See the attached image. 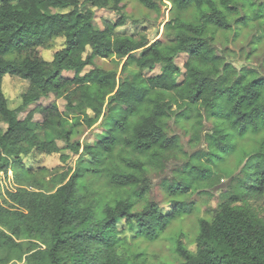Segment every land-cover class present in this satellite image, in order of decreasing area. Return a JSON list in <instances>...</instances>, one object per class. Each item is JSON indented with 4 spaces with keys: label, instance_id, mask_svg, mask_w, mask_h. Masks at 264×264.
I'll list each match as a JSON object with an SVG mask.
<instances>
[{
    "label": "trees",
    "instance_id": "16d2710c",
    "mask_svg": "<svg viewBox=\"0 0 264 264\" xmlns=\"http://www.w3.org/2000/svg\"><path fill=\"white\" fill-rule=\"evenodd\" d=\"M139 1L158 10L156 0ZM242 1L252 10L242 14ZM167 2L170 20L163 35L172 40L149 41L145 34L116 33L126 21L124 0H0V124H6L4 132L0 128V177L9 179L14 170L10 180L15 183L0 202V264H146L126 247L119 223L134 225L136 237L155 241L174 219L193 211V203L179 200L193 185L208 187L210 196L221 179L217 167L236 153V140L247 135L259 141L236 162L237 171L230 174L217 206L208 209V218L199 220L194 251L179 238L175 253L182 264H264V219L249 204L264 201V76L237 68L225 54L229 50L214 43L218 32H229L235 40L263 17V5L252 0ZM87 3L110 9L119 19L96 30L92 10H81ZM50 9L59 12L49 14ZM189 9L196 13L194 20L182 18ZM55 39L64 43L50 62L35 54ZM179 54L188 61L177 83L180 70L174 59ZM100 59L121 64L120 75L133 67L135 79L100 68ZM156 66H161L159 75L144 77ZM65 72L72 77H64ZM6 75L27 82L16 109L9 108L3 92ZM49 96L76 113L72 122L55 103L28 110ZM115 105L124 109L120 119L114 117ZM35 112L42 114V122L33 121ZM19 113L26 114L19 118ZM193 115L199 124L205 116L212 127L203 137L205 148L184 164L183 176L160 183L171 207L164 212L149 197L153 184L147 171L161 169L178 148L167 121H188ZM54 118L65 150L89 157V170H67L47 179L41 175L45 168H24L23 158L34 153H61L60 161L66 162L55 141L38 136L49 131ZM100 120L106 135L98 142L72 140L77 129H91ZM118 148L128 155H116Z\"/></svg>",
    "mask_w": 264,
    "mask_h": 264
},
{
    "label": "rangeland",
    "instance_id": "374dc122",
    "mask_svg": "<svg viewBox=\"0 0 264 264\" xmlns=\"http://www.w3.org/2000/svg\"><path fill=\"white\" fill-rule=\"evenodd\" d=\"M85 0H81L83 2ZM256 5H263L264 0H252ZM158 10H150L144 7L139 0H124L123 14L125 16V24L116 29L118 35L138 36L139 34H145L149 41H155L163 37L165 41H171L169 36L164 37V25L170 20V4L167 0H161V3L157 0ZM242 9L243 12L251 11V6L246 2ZM92 10L93 17L91 25L96 30H103L107 22L115 24L119 19V16L110 9H96L92 8L88 3L81 6V10ZM59 11L50 9L49 14H53ZM196 13L189 9L182 15L185 20H194ZM237 38V39H236ZM232 39L229 32H218L214 38L215 46L221 50L227 48V50H234V52L226 51L225 54H229L230 59L235 62L237 68L248 67L252 69L257 75L264 76V15L257 22H250L249 28L243 29L240 34ZM63 39H55L47 44L46 47H38L35 49V54L44 61L50 62L55 52L59 51L63 47ZM139 56V52L135 53ZM188 61L186 54H179L174 59V64L179 68L180 74L176 76L177 83L183 80L185 73L184 65ZM96 65L104 70H116L120 75L121 64L118 66L109 59H100L96 61ZM89 69V68H87ZM161 73V66H156L153 71H144V77H154ZM136 70L130 67L129 71L121 78L125 80L133 81L135 79ZM66 78H71V72L63 73ZM2 88L7 99V103L10 109H16L21 104V96L27 88V82L16 76H4L2 81ZM55 103L60 112H63L64 119L72 122L76 113L74 111H65V102L63 100H55L53 96L43 98L39 102L32 104L28 107V110H33L37 105L49 106ZM124 109L115 105L113 107L114 117L120 119L123 115ZM26 113H19V118H23ZM42 114L35 112L34 122H42ZM199 117L193 115L188 121H178L174 123V120H168L169 136H177L178 148L170 154L161 169H153L149 167L147 171V177L153 184V189L150 194V199L160 204L164 212L170 210V204L166 197V193L160 189V183L168 180H177L181 175L184 164L190 159L191 155L195 152L203 150L205 143L203 137L208 133V129L212 127V121L202 118L201 124L198 123ZM101 120L91 129H77L76 134L72 140L79 142L81 145H93L106 135V131L100 125ZM0 128L2 132L6 129V124L1 123ZM61 128V127H60ZM58 119H51V127L47 132H39L38 136L43 141H55L57 146L68 156L66 162H61L60 154L52 155H39L30 154L23 158L24 168H31L34 171L38 168H45L47 172H43L41 175L48 179L52 175H58L61 172L67 170L73 172L78 169L80 173L85 170H89L90 158L84 155L79 158L80 155H72L66 149L65 141L58 137L59 132ZM63 128L70 129L69 125ZM259 141V136L247 135L236 140L237 149L236 153L232 156L226 157L221 164L217 167V174L221 175L220 183L215 189L210 190V196H208V187L201 185H193V188L185 194L180 201H184L187 204L193 203L194 208L190 214H186L181 218L174 219L166 228V230L152 242H148L142 238L136 237V228L134 225L126 226L123 222L119 223L118 229L120 237L125 241L126 247L132 254H141L145 259L146 264H182V261L177 257L175 253V244L177 239H181L185 247L189 251H194V239L198 232V222L202 218H208V209L215 208L219 202V198L222 192L226 191L231 176L234 175L236 170V162L243 158L244 153L250 152L254 149ZM65 150V151H64ZM81 152V150H80ZM116 155H128L126 152H121V148H118L115 152ZM118 161V158L116 159ZM144 160V159H142ZM201 162H205V158L201 159ZM148 167V166H147ZM234 172V173H233ZM233 173L231 176L230 174ZM41 176L40 174H38ZM14 176V170L9 173V179L0 177V202L3 199L4 190H12L15 188V183L12 182ZM203 186V187H201ZM107 193V189L104 190ZM115 196V193L109 194ZM118 196V193H117ZM142 204V203H141ZM251 210L260 218L264 219V201L249 203Z\"/></svg>",
    "mask_w": 264,
    "mask_h": 264
}]
</instances>
